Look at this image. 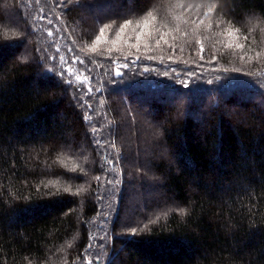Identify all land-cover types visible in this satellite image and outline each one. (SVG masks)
Returning a JSON list of instances; mask_svg holds the SVG:
<instances>
[{
	"label": "trees",
	"instance_id": "16d2710c",
	"mask_svg": "<svg viewBox=\"0 0 264 264\" xmlns=\"http://www.w3.org/2000/svg\"><path fill=\"white\" fill-rule=\"evenodd\" d=\"M261 18L264 0H0V264H264Z\"/></svg>",
	"mask_w": 264,
	"mask_h": 264
},
{
	"label": "snow or ice",
	"instance_id": "6c2138e0",
	"mask_svg": "<svg viewBox=\"0 0 264 264\" xmlns=\"http://www.w3.org/2000/svg\"><path fill=\"white\" fill-rule=\"evenodd\" d=\"M68 2H72V0H68ZM64 3V0H61V4ZM216 4H213L211 5L210 7H208L207 11L205 12V15L207 16L209 13H212L214 11V9L216 8ZM150 17L152 19H156V17L153 16V11L152 10H149L147 11L145 14H144V17H141V19L144 20V23L147 24L148 23V20L147 18ZM262 20H264V18H261ZM3 21L0 20V24H2ZM49 23H51V21H49ZM132 23V20H125L123 24H120L118 28L115 29V37L110 41L112 44H116L118 42V40L122 37L123 33L125 32V29ZM230 24H232L233 26V30L237 33H240L241 32V29L240 28H237L235 27V22L234 21H229ZM115 24V21L111 22V23H107V24H103L101 27H99V30H98V34L94 37V39L91 41V45L88 46V51L89 52H92V53H97L98 49H97V45L101 42L102 38H104L105 40H108V36L106 34V30H108V32H111L113 30V25ZM211 26V25H209ZM225 31H228L227 29H225ZM253 31V29H249V32L244 34V39L245 41L248 40L249 38V35L251 34V32ZM231 34V33H229ZM52 35V32H49V36ZM139 35L140 34H137V40H139ZM161 39H163V36H161ZM157 44H159V41H157ZM236 48H244L245 45L243 44H237L235 45ZM57 51H59V49H57ZM69 51H71V49H69ZM107 51L109 52V54L114 51L113 48H109L107 49ZM201 51H203V49H201ZM215 58V57H214ZM257 58H259V53L257 54ZM241 59H244V57L242 56ZM61 62L64 63V59L61 58ZM79 62L81 64L84 63V60L83 59H80ZM96 61H92V63H95ZM115 63V61H113ZM72 63H76V59H74L72 61ZM126 66V65H125ZM67 71H71V69H67ZM117 75H119V73H117ZM83 76V73H81L80 75L76 76L75 79L77 82L79 83H84L85 81H87L89 78L87 76H83V79H81V77ZM97 91H99V89H97ZM88 92L91 93L92 92V89L89 88L88 89ZM87 95V93H86ZM89 107H91V105H89ZM86 119H91L90 116H87L85 117ZM97 131L96 128H93V133L95 134V132ZM97 144H100V141L97 140L96 141ZM112 147L115 148V144L113 142L112 144ZM108 163H111V161H108ZM76 168L75 166L73 167L72 171H75ZM97 180H99V177H96ZM112 181H109V183H111ZM119 181H117L118 183ZM173 211H175L178 215H185L186 214V209L184 208H177V209H173ZM163 215L166 217L168 215V213H163ZM159 219V217H157V220ZM157 220H153L151 221L150 223H155L157 222ZM133 232V234H135L137 232V229L136 228H133L131 230ZM91 247V245H90ZM79 259V258H78ZM87 264H92V261L88 260L87 261Z\"/></svg>",
	"mask_w": 264,
	"mask_h": 264
},
{
	"label": "rangeland",
	"instance_id": "374dc122",
	"mask_svg": "<svg viewBox=\"0 0 264 264\" xmlns=\"http://www.w3.org/2000/svg\"><path fill=\"white\" fill-rule=\"evenodd\" d=\"M76 59V63H72V61ZM78 57L76 55H74V58L71 60V61H67V60H64L65 62L63 63V68L66 72V75L68 76H71L73 79H75L76 76L80 75L81 73H83V76H87L88 77V74L85 73L83 67L89 71V69L84 65V64H81L77 61ZM79 60V59H78ZM79 63V64H77ZM82 66V70H80ZM67 69H71V71H67ZM114 69H118L119 72L121 73V76L125 73L127 74L126 76L129 75V73L125 71L126 69V66H124L123 64H116L114 65ZM113 74H115V70L113 71ZM83 76L81 77V79H83ZM90 78V77H88ZM76 80V79H75ZM88 81V80H87ZM87 81H85V83H87ZM110 259V255L108 254L101 262L100 261H93V259L91 258H88L87 260H90L92 261V264L93 262H95L96 264H105V262H107V260Z\"/></svg>",
	"mask_w": 264,
	"mask_h": 264
},
{
	"label": "water",
	"instance_id": "95a60500",
	"mask_svg": "<svg viewBox=\"0 0 264 264\" xmlns=\"http://www.w3.org/2000/svg\"><path fill=\"white\" fill-rule=\"evenodd\" d=\"M117 73H119V75H117ZM114 77H115V78H119V77H121V73L119 72L118 69H115Z\"/></svg>",
	"mask_w": 264,
	"mask_h": 264
}]
</instances>
